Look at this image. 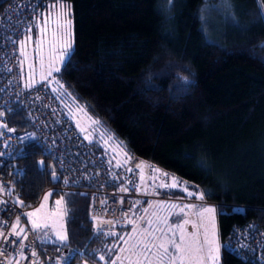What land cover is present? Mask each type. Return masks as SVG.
<instances>
[{
	"label": "trees",
	"instance_id": "16d2710c",
	"mask_svg": "<svg viewBox=\"0 0 264 264\" xmlns=\"http://www.w3.org/2000/svg\"><path fill=\"white\" fill-rule=\"evenodd\" d=\"M56 2L43 4L29 25ZM61 2L71 6L73 48L56 73L59 91L99 118L127 156L147 159L206 193L203 201L216 209L219 243L231 225L262 221L264 0ZM5 121L15 132L29 130L16 104L6 107ZM13 161L10 191L16 204L28 208L51 184L47 167H38L51 159L29 142ZM169 192L182 197V186ZM51 193L63 197L68 239L58 252L38 245L41 255L61 253L66 264H94L100 256L108 261L124 225L92 231L84 197ZM219 264L252 263L221 247Z\"/></svg>",
	"mask_w": 264,
	"mask_h": 264
},
{
	"label": "built area",
	"instance_id": "2783aa9c",
	"mask_svg": "<svg viewBox=\"0 0 264 264\" xmlns=\"http://www.w3.org/2000/svg\"><path fill=\"white\" fill-rule=\"evenodd\" d=\"M48 1L7 0L0 7V152L4 153L0 156V232L7 236V239L0 238V264L67 263L60 254L41 255L38 245H51L58 252L64 243L55 234L50 235L49 228L34 231L26 221L25 208L16 204L7 193L14 179L13 156L29 142L37 144L49 155L54 166L57 179L44 190L71 191L84 197L86 218L92 231L111 230L145 199L196 201L171 195L169 188L159 187L162 183L171 184L170 173L134 153L123 163L112 165L74 129L44 81H38L32 87L22 84L17 42L38 9ZM10 104L20 107L28 131H8L12 128L6 125L5 109ZM154 168L167 175L153 171ZM125 188L127 191H121ZM50 211L55 216L54 232L61 231L58 218L63 210L52 208ZM15 216L26 221L24 226L19 223L18 228L25 230L19 237L12 234ZM45 218L43 215L40 219ZM25 235L27 239H24ZM13 240L18 243L13 244ZM220 244L239 260L264 264V219H248L231 225Z\"/></svg>",
	"mask_w": 264,
	"mask_h": 264
},
{
	"label": "rangeland",
	"instance_id": "374dc122",
	"mask_svg": "<svg viewBox=\"0 0 264 264\" xmlns=\"http://www.w3.org/2000/svg\"><path fill=\"white\" fill-rule=\"evenodd\" d=\"M51 11L53 15L47 26V31L41 33L40 29L44 26L43 22L44 19L48 16L49 10L42 12L41 16L39 17L37 16L35 21H33L31 25H29L27 30L18 39L17 42L18 63L20 68L21 82L22 84L27 85L29 83H32V81H35V83H37L38 81H44L46 85L54 93L57 104L59 105L60 109L63 111L65 116L67 117L70 124L74 127V129L86 141L94 145L102 153V155L106 159H108V161L112 165H117V164L119 165L123 163L127 158L126 149L123 146V144L120 143L122 141L118 137H116L113 133H111V131L99 120V118L89 114L84 109V107L76 100H74L70 95L59 91V89H61V84L56 75L57 71L53 70L51 75L47 76V72L51 65H55V67H60V65L63 62L57 60V56L60 51L58 45H56L55 50H53L52 31L55 27L54 17L57 9H52ZM29 37H31V39H29ZM37 41L41 42V47L39 52H37ZM21 42H24L23 51H21ZM42 74L47 76V79H42L41 78ZM92 120H98L100 121V124L94 125L92 123ZM105 132H107L108 135H105ZM109 135L115 137V139L112 140L111 142H107ZM171 183H172V178H171ZM189 191H193L199 194L192 187H189ZM49 192L51 191L44 190L40 194V197L33 206L25 208V216L27 223L31 224V219L33 218L40 219L43 215H46L45 219H47L48 224L50 226V230L53 233L55 226V216L50 210L52 207H58L55 201L57 199H60V197L50 195L47 201H43V197L45 196V194ZM7 193L8 195H10V198L14 201L15 196L14 194L11 193L10 188L7 190ZM181 196L184 198H189L187 196V193H185L184 191L181 193ZM191 199L196 201L168 202L166 200H161V199L143 200L142 203H140L136 208L131 209L130 214L124 220H121L122 222L119 221V224L124 225V227L121 228L120 232H117V238L112 244V249L114 248V250H112L111 258L107 261L105 259V256H103L104 259H100L94 264H112V261H115L117 256L128 257L130 255L128 251L121 252L120 250L121 248L124 249L129 248L130 244L137 243V240L140 238L138 234H133V238L130 241V243H125V240L128 239L129 234L133 233L134 226L140 230L148 229L150 232L155 229V235L159 237L161 235L159 229L163 228L164 225L162 223H156L154 225L147 224L148 219H153L155 221L156 216L153 215L154 213L161 217L168 216L169 225L182 223L184 219H189V218L192 219L193 221L197 220V217L195 215H192V212L196 211L195 209L187 210L186 213L182 214L179 213V209L169 210L166 207L159 208L158 205L161 203H164L165 205L175 203L182 207L189 204L200 205L203 207H208V206L215 207L213 203L207 201H200L195 197H192ZM42 202L46 204V207L43 210H41L40 213H38V217L29 218L26 214L28 212H32L35 209L39 208ZM145 209H147V211H145ZM169 211H172L173 214L169 215ZM141 217H143L144 219H140ZM17 218H18L17 216L14 217L16 221ZM60 220L62 221V217H60ZM129 220L134 221L135 224L128 223L127 221ZM26 221H22L20 219V224L24 226L26 224ZM186 228L189 233L196 231L191 225H187ZM112 231L114 232V230ZM202 234H203V229H201V235ZM121 236L125 237V240H121L120 239ZM155 242L159 243L160 241L156 240ZM132 259L135 260V257H133ZM75 264H93V263H89L85 260H81L76 262ZM117 264H121V261H117ZM123 264H129V260L123 259Z\"/></svg>",
	"mask_w": 264,
	"mask_h": 264
},
{
	"label": "snow or ice",
	"instance_id": "6c2138e0",
	"mask_svg": "<svg viewBox=\"0 0 264 264\" xmlns=\"http://www.w3.org/2000/svg\"><path fill=\"white\" fill-rule=\"evenodd\" d=\"M52 9H57L55 12L54 23L55 27L52 31L53 37V50H55L56 45H58L60 51L57 56V60L65 61L66 58L70 59L72 54L73 42H72V20H71V6L69 4L61 2V0H57L56 3L52 4L49 8L48 16L44 19V26L40 29L41 33L47 31V26L49 24L50 19L52 18ZM31 39V37H29ZM41 42L37 41V52L40 51ZM260 47L264 48V44L260 45ZM24 42H21V51H23ZM264 59V58H262ZM60 71L59 67H55V65H51L47 76H50L52 71ZM47 76L42 74V79H47ZM35 81L26 85V87H32ZM2 114V113H0ZM94 125H99L100 121L92 120ZM6 127V125H5ZM8 131H14L13 129H8ZM105 135H108L105 132ZM115 137L109 135L108 141L111 142ZM7 145V142H5ZM122 144V142H120ZM4 153L0 152V156H3ZM143 163V162H141ZM38 167L43 170L45 167L44 161L38 162ZM140 167V165H137ZM153 171L160 172L161 175L166 176L167 173L161 172L160 169L154 168ZM52 179L56 180L57 176L53 171ZM67 182V181H66ZM177 186H182V190L187 193L188 197H195L196 199L203 201L205 199L206 193L199 192V194L189 191V185L187 182L180 181L176 177H172V183H162L159 187L165 188H175ZM121 191H127V189H121ZM51 192L45 194L43 197V201H47ZM22 203V202H21ZM58 207H62L64 200L63 197L57 199L55 201ZM106 203V202H102ZM139 203V202H137ZM46 207L45 203H41L40 207L35 209L32 212H28L26 215L29 218L38 217V213L41 212ZM159 208H167L169 210L179 209V213H186L187 210L195 209L196 211L192 212V215L197 217L196 221L192 219H184L182 223H178L175 225H169L168 216H159L155 213L156 216L155 221L153 219H148V225H154L156 223H162L164 225L163 228L159 229L161 235L157 237L155 235V229L153 231H149L148 229L140 230L137 227H133V233L129 234L127 240L125 237L121 236V240H125V243H130L133 238V234H138L139 239L137 243L130 244V247L127 249L121 248V252L128 251L130 255L128 257L117 256L115 261H112V264H117V261H121L123 264V259H128L129 264H219V254L221 249V244L218 242L217 236V227H216V209L215 207L208 206L203 207L200 205L189 204L185 206H180L178 204H167L161 203L158 205ZM147 211V209H145ZM172 211H169V215H172ZM63 215V213H61ZM140 219H144L141 217ZM128 223L135 224L134 221H127ZM20 223L19 217L17 218L16 224L12 226V234L19 237L21 233L25 230L24 228H18ZM107 223H112V221H107ZM32 229L38 230L41 228H48L49 224L47 219H31ZM191 225L196 231L189 233L187 231L186 226ZM201 229H203V234L201 235ZM110 235H115V233H108ZM56 238L64 243L67 241L68 237L66 232L58 231L55 233ZM0 238L7 239V236L4 232H0ZM24 239H27V236H24ZM159 240V243L155 241ZM13 244L18 243V241H11ZM22 254V253H21ZM33 255H36L33 252ZM135 257V260L132 258ZM100 259H104L103 256ZM18 264V262H17Z\"/></svg>",
	"mask_w": 264,
	"mask_h": 264
},
{
	"label": "crops",
	"instance_id": "0c3cea01",
	"mask_svg": "<svg viewBox=\"0 0 264 264\" xmlns=\"http://www.w3.org/2000/svg\"><path fill=\"white\" fill-rule=\"evenodd\" d=\"M140 203H142V202H140ZM140 203H139V204H140ZM139 204H138V205H139ZM138 205H137V206H138ZM52 208H60V209H62V207H52ZM52 208H51V209H52ZM135 208H136V207H135ZM60 217L63 218V215H61ZM60 217L58 218V224H59V226H60V230H61L62 232H64L63 221L60 220ZM116 223H117V222H116ZM54 231H55V228H54ZM54 231H53V233H52V231L50 230V226H49V234L52 235V236H54V234H55ZM58 254L62 255L61 253H58ZM62 256H63V255H62ZM64 257H65V256H64Z\"/></svg>",
	"mask_w": 264,
	"mask_h": 264
},
{
	"label": "water",
	"instance_id": "95a60500",
	"mask_svg": "<svg viewBox=\"0 0 264 264\" xmlns=\"http://www.w3.org/2000/svg\"><path fill=\"white\" fill-rule=\"evenodd\" d=\"M47 166H51V167H47V170L49 171V181L51 182V183H53L55 180H53L52 179V174H53V171H54V166H53V164H52V162L51 161H49L48 163H47Z\"/></svg>",
	"mask_w": 264,
	"mask_h": 264
}]
</instances>
